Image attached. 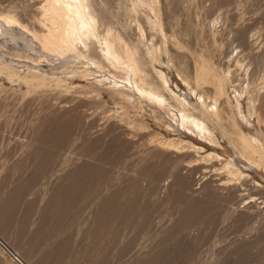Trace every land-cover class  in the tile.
Returning <instances> with one entry per match:
<instances>
[{"label": "rangeland", "instance_id": "374dc122", "mask_svg": "<svg viewBox=\"0 0 264 264\" xmlns=\"http://www.w3.org/2000/svg\"><path fill=\"white\" fill-rule=\"evenodd\" d=\"M92 1L101 30L110 26L143 52L144 44L160 47L149 73L156 77L153 67L160 68L192 103L179 74L194 85L201 65L219 77L230 72L231 103L236 87L244 95L247 116L237 118L262 149L250 154L216 128L221 147H206L223 160L204 164L198 155L205 153L157 145L187 137L168 134L149 115L148 138L140 140L122 129L121 110L106 94L97 98L92 76L72 73L71 55L44 51L30 34L3 26L0 65H12L17 76L0 70V264H18L11 254L23 264H264V0H158L166 39L148 26V8L135 13L132 0ZM44 2L0 0V14L41 34ZM34 69L62 83L28 82ZM134 111L129 116L140 120ZM224 131L237 140L231 120ZM231 158L246 179L221 170Z\"/></svg>", "mask_w": 264, "mask_h": 264}, {"label": "bare ground", "instance_id": "6f19581e", "mask_svg": "<svg viewBox=\"0 0 264 264\" xmlns=\"http://www.w3.org/2000/svg\"><path fill=\"white\" fill-rule=\"evenodd\" d=\"M157 2L158 0H132L135 13H137L138 8L142 7L148 8L151 11V16L145 15L148 26L155 32L161 33L163 38L166 39L163 25L159 21V15L155 9ZM39 9L42 12L40 26L42 28L40 31L41 34L31 31L16 17L9 14H0V34L3 32V26L18 28L20 31L22 30L30 34V36H33L34 40L39 42L42 50L54 53L58 56L66 54L71 55L73 62H75V64L71 66L72 73L80 74V76L84 78L83 80L87 81H89L92 76L94 82L90 83L96 86V88L92 87L95 88L93 91H96L97 98L104 100V94H106L107 99L113 101L114 104L118 106V110H121V112H117L118 114L120 113L121 117L120 126L124 125V127L121 126L122 129H130L132 133L137 132L136 135L138 137L135 136L140 140L145 136V133V137H147L146 131L148 127L146 126L145 117L149 115L152 117L151 119L155 120V126L157 123L162 127L161 129H164L168 134L181 130L187 137V140H180L177 138L165 139L164 136H162L164 139L157 143V145L162 144V146H164L163 148H168V151L173 150L177 154L182 151L183 154L184 152L185 154H187V152H195L196 155L205 153L204 156L198 155L204 164H210L208 161L216 162L223 160L222 155L218 151H208V146L206 147V144L215 148L221 147L219 137L214 133V129L216 128L219 130V133H221V136L226 137L229 143L237 144L236 141H238L243 150H247L250 154H255L259 149H262L257 138L252 136L247 137L244 134L242 124L237 118V115L242 119H246L247 116L242 110L243 99L241 100V97L244 95L242 94L243 92L241 90L239 91L238 87H236V89H234L236 93L234 95L236 105L231 103L228 92L226 91V85L230 81V76H232L230 72H228L227 76L219 77L218 74V76L213 74L208 66L206 67V64L205 66L201 65L196 69L194 85L179 74L178 79L181 82L180 85L183 86V88L187 87L188 95L191 97V100L195 98V102L192 103L187 94L182 95L180 93L181 88L178 84L172 87L168 80L169 78L160 68L153 67L156 77H153L149 73L147 63L149 61L155 62L159 59L161 52L160 47L152 42L144 44L145 50L143 52L138 45H133L131 44L132 42H128L120 33L114 31L110 26H107L105 30H101L102 24L100 23V16L92 0H45ZM136 22L140 32V43H144L146 39L145 29L139 23L138 19H136ZM243 34L241 33L242 37ZM77 65H80V67H76ZM11 66L12 65L5 63L0 65V70L5 69L9 73V77H13L16 73ZM43 72L40 69H34V71L32 70L31 72V78L29 79L24 76L25 80L42 84L46 80L51 79L56 85L62 83L60 78L55 76L49 78L50 75ZM96 74H98V76H95ZM96 77H99V79H96ZM245 80H243V82ZM104 81H107L109 87H99ZM248 84L250 83L248 82ZM242 86L239 88L242 89ZM247 87H249V85ZM245 90H247V88H245ZM249 103L251 102H248V104ZM224 106H226V108H224ZM254 106L255 102L253 104V107ZM262 106L263 105H261V108H263ZM250 107H252V105ZM254 108L255 110L261 109L257 107ZM130 110H135L136 113L134 115L139 116L138 118L141 119H131L129 114L132 112H130ZM255 110L252 111L255 113ZM248 112L250 113V111ZM149 116L148 118H150ZM116 119L118 120L119 118ZM226 120L232 121L236 130L237 140H234L231 136H227L225 133ZM149 131L148 133L150 136H153V134H151L152 132ZM154 136V139L156 138L157 141L160 140L156 135ZM130 137L131 135L129 138ZM132 137L131 139L136 138L134 136ZM147 138H145V140ZM151 141L153 140L150 139V142ZM155 141L153 143L157 142ZM162 146L157 147L161 149ZM224 160L225 163L223 167H221V170L224 169L229 175L238 177L237 180L245 177V174L236 167L232 158ZM194 161H196L194 164H197V166L201 163L199 160H195V158ZM191 162L193 161H189V163ZM193 166L191 165L192 168ZM231 179H229L230 182ZM235 179H232V181ZM244 179H246V177ZM229 180L225 182L228 183Z\"/></svg>", "mask_w": 264, "mask_h": 264}, {"label": "built area", "instance_id": "2783aa9c", "mask_svg": "<svg viewBox=\"0 0 264 264\" xmlns=\"http://www.w3.org/2000/svg\"><path fill=\"white\" fill-rule=\"evenodd\" d=\"M18 264H23L22 261L14 254H11Z\"/></svg>", "mask_w": 264, "mask_h": 264}]
</instances>
